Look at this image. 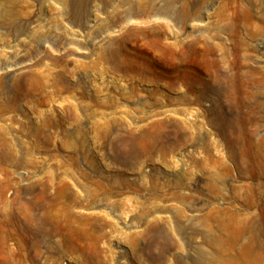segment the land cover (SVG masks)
<instances>
[{"label":"rangeland","instance_id":"1","mask_svg":"<svg viewBox=\"0 0 264 264\" xmlns=\"http://www.w3.org/2000/svg\"><path fill=\"white\" fill-rule=\"evenodd\" d=\"M263 82L264 0H0V264H264Z\"/></svg>","mask_w":264,"mask_h":264},{"label":"bare ground","instance_id":"2","mask_svg":"<svg viewBox=\"0 0 264 264\" xmlns=\"http://www.w3.org/2000/svg\"><path fill=\"white\" fill-rule=\"evenodd\" d=\"M186 11V10H185ZM188 11V10H187ZM187 15V14H186ZM185 15V16H186ZM188 17V16H187ZM113 51V50H112ZM115 53V52H114ZM256 71V70H255ZM264 83V82H263ZM20 90V89H19ZM13 93V92H12ZM226 95V94H225ZM39 117V116H38ZM40 127V126H39ZM38 129V128H37ZM45 129V128H44ZM46 130V129H45ZM159 135V134H158ZM234 136V135H233ZM152 141V140H151ZM238 142V141H237ZM150 144H152L151 142H150ZM127 149V148H126ZM60 207V206H59ZM51 214V213H50ZM74 217V216H73ZM73 217H72V219H73ZM38 220H39V223H41V224H46L47 222H48V220L46 219V217H43V218H37ZM245 220H247V219H245ZM251 223V222H250ZM261 224V223H260ZM261 246H264V243H261ZM76 249V248H75Z\"/></svg>","mask_w":264,"mask_h":264}]
</instances>
